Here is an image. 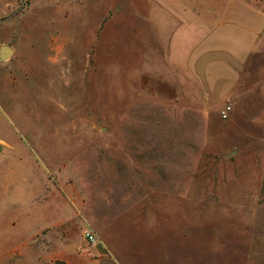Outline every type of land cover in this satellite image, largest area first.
Segmentation results:
<instances>
[{"label": "rangeland", "instance_id": "374dc122", "mask_svg": "<svg viewBox=\"0 0 264 264\" xmlns=\"http://www.w3.org/2000/svg\"><path fill=\"white\" fill-rule=\"evenodd\" d=\"M0 145V264H264V0H0Z\"/></svg>", "mask_w": 264, "mask_h": 264}, {"label": "crops", "instance_id": "0c3cea01", "mask_svg": "<svg viewBox=\"0 0 264 264\" xmlns=\"http://www.w3.org/2000/svg\"><path fill=\"white\" fill-rule=\"evenodd\" d=\"M164 29L166 30L164 33L169 35V38L165 40V42L167 41L166 55L170 61L177 62L178 59L175 56H178V57H181V56L179 55L177 46L175 44L177 43V39L180 36V33L176 31V28L174 26L171 28V31H169L170 28H167V25L164 24ZM168 32H170V34ZM184 52L185 51H183V53Z\"/></svg>", "mask_w": 264, "mask_h": 264}, {"label": "built area", "instance_id": "2783aa9c", "mask_svg": "<svg viewBox=\"0 0 264 264\" xmlns=\"http://www.w3.org/2000/svg\"><path fill=\"white\" fill-rule=\"evenodd\" d=\"M228 107L229 105L226 104L225 107L221 109L222 114H225ZM84 234L88 239H93L92 234L90 232L86 231Z\"/></svg>", "mask_w": 264, "mask_h": 264}, {"label": "bare ground", "instance_id": "6f19581e", "mask_svg": "<svg viewBox=\"0 0 264 264\" xmlns=\"http://www.w3.org/2000/svg\"><path fill=\"white\" fill-rule=\"evenodd\" d=\"M3 49H4V50H7V48H6V47H3Z\"/></svg>", "mask_w": 264, "mask_h": 264}, {"label": "water", "instance_id": "95a60500", "mask_svg": "<svg viewBox=\"0 0 264 264\" xmlns=\"http://www.w3.org/2000/svg\"><path fill=\"white\" fill-rule=\"evenodd\" d=\"M0 148H1V145H0Z\"/></svg>", "mask_w": 264, "mask_h": 264}]
</instances>
